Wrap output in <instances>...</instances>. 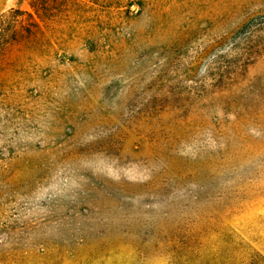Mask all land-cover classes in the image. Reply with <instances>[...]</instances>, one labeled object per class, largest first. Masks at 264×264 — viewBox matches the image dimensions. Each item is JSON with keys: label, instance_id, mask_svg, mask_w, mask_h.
Masks as SVG:
<instances>
[{"label": "rangeland", "instance_id": "obj_1", "mask_svg": "<svg viewBox=\"0 0 264 264\" xmlns=\"http://www.w3.org/2000/svg\"><path fill=\"white\" fill-rule=\"evenodd\" d=\"M43 30L0 51V264H264V0Z\"/></svg>", "mask_w": 264, "mask_h": 264}, {"label": "trees", "instance_id": "obj_2", "mask_svg": "<svg viewBox=\"0 0 264 264\" xmlns=\"http://www.w3.org/2000/svg\"><path fill=\"white\" fill-rule=\"evenodd\" d=\"M88 0H33L32 11L11 10L0 19V51L20 38L45 35L43 24L58 17H68Z\"/></svg>", "mask_w": 264, "mask_h": 264}]
</instances>
